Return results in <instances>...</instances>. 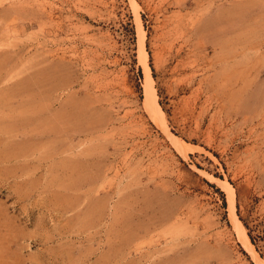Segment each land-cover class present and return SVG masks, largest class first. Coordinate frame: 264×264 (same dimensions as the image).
<instances>
[{
    "label": "rangeland",
    "instance_id": "374dc122",
    "mask_svg": "<svg viewBox=\"0 0 264 264\" xmlns=\"http://www.w3.org/2000/svg\"><path fill=\"white\" fill-rule=\"evenodd\" d=\"M0 264H264V0H0Z\"/></svg>",
    "mask_w": 264,
    "mask_h": 264
},
{
    "label": "bare ground",
    "instance_id": "6f19581e",
    "mask_svg": "<svg viewBox=\"0 0 264 264\" xmlns=\"http://www.w3.org/2000/svg\"><path fill=\"white\" fill-rule=\"evenodd\" d=\"M148 96H150V95H148ZM149 101H150V105H151V109L150 110L152 111V112L151 111L150 112H151V114H153V111L157 112L159 107L157 108L156 101L152 100V96L149 97ZM243 241H244V244H247V246L250 245L249 238H248V236L246 234H243Z\"/></svg>",
    "mask_w": 264,
    "mask_h": 264
},
{
    "label": "trees",
    "instance_id": "16d2710c",
    "mask_svg": "<svg viewBox=\"0 0 264 264\" xmlns=\"http://www.w3.org/2000/svg\"><path fill=\"white\" fill-rule=\"evenodd\" d=\"M245 227H246V225H245ZM248 236H249V239H250L251 243L254 245V241L252 240V238L250 237V235H248Z\"/></svg>",
    "mask_w": 264,
    "mask_h": 264
}]
</instances>
